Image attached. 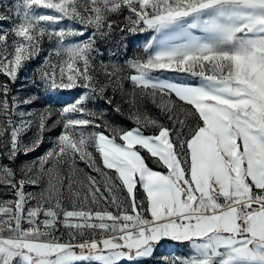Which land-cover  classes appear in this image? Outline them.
Returning <instances> with one entry per match:
<instances>
[{"label":"snow or ice","instance_id":"6c2138e0","mask_svg":"<svg viewBox=\"0 0 264 264\" xmlns=\"http://www.w3.org/2000/svg\"><path fill=\"white\" fill-rule=\"evenodd\" d=\"M14 8L0 13L15 18L0 27V264H264V0ZM117 30L124 53L143 43L97 63Z\"/></svg>","mask_w":264,"mask_h":264},{"label":"rangeland","instance_id":"374dc122","mask_svg":"<svg viewBox=\"0 0 264 264\" xmlns=\"http://www.w3.org/2000/svg\"><path fill=\"white\" fill-rule=\"evenodd\" d=\"M20 0H0V13H3L5 15L12 16L13 12L15 10L14 6L19 3ZM15 18H13L14 21ZM13 21H3L0 22V27H11ZM122 34L117 30L111 34V36L106 37L105 39L98 40L97 46L99 47L100 51L103 53V55L97 57V63L100 61H104L105 63H108L110 60L115 61L118 63H123L124 59L128 55H131L132 53L136 52L139 47V43H143V39L141 36H129L128 41H131L128 45V52L124 53L123 49L120 47V39ZM45 49H48L51 47L47 42L44 45ZM116 52L117 55L113 56L111 53ZM44 55V53H42ZM42 63V60H36L33 61L31 65H29V69L27 72H22V80L18 81V83H24L27 81V78H31L35 73V68L33 65H38ZM172 75V74H170ZM177 79H180L181 77H176ZM127 86V85H126ZM30 89H25L24 91L27 92ZM75 91V90H73ZM63 97L65 99H70V95L68 93H62ZM55 104V102H53ZM99 105V101L96 103L95 106ZM59 106V105H56ZM110 118L115 117L114 113H109ZM57 132H59V129H56L53 133L50 135L54 136ZM48 146H50V142H46V144L42 147V149L38 150L36 153H33V157L39 154H42V151L46 149ZM21 159H25L24 157H21ZM83 166V165H81ZM0 198H5L3 194H0ZM162 251L165 252H171V247H168L166 249H162Z\"/></svg>","mask_w":264,"mask_h":264},{"label":"trees","instance_id":"16d2710c","mask_svg":"<svg viewBox=\"0 0 264 264\" xmlns=\"http://www.w3.org/2000/svg\"><path fill=\"white\" fill-rule=\"evenodd\" d=\"M97 109L106 107V105H104L103 101H99V105L95 106ZM114 122L119 123L123 126H127V127H131V124L127 121L124 120L123 118H121L120 116L115 114V117L111 118Z\"/></svg>","mask_w":264,"mask_h":264}]
</instances>
